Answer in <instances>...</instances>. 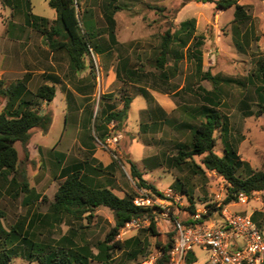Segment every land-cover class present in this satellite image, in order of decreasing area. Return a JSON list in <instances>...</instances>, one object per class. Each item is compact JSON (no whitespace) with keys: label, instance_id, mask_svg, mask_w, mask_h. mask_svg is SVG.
Returning a JSON list of instances; mask_svg holds the SVG:
<instances>
[{"label":"rangeland","instance_id":"1","mask_svg":"<svg viewBox=\"0 0 264 264\" xmlns=\"http://www.w3.org/2000/svg\"><path fill=\"white\" fill-rule=\"evenodd\" d=\"M219 1L73 0L79 20V33L88 41V52L82 58L84 68L74 70L64 51L52 52L54 70L59 75L53 104L46 106L44 102L35 101L32 109L42 110L51 116L53 107V126L47 135L41 137L38 136L41 132L39 129L31 130L33 145L41 147L39 156L29 154L27 146L24 148L15 144L18 152L16 184L10 186L5 174L0 175V228L6 233L11 228H20L22 234L15 240L10 238L3 247L4 236L0 231V251L7 249L11 255L8 264H37L26 259L27 249L22 242L23 237L47 244L51 247L47 250L49 252L56 247L52 242L60 243V239L68 236L69 230L73 228L81 234L75 238V242L79 246H92L91 250L95 253L93 245L102 241L114 226L112 212L103 207L94 209L93 217L88 221L72 220L66 216L55 222L51 218L46 219L51 214L53 195L61 182L57 181L58 175L56 173L54 176V173L58 172L60 166L66 167L77 161L83 165L84 161H88L85 151L75 143L80 140L81 133H85L89 143L90 148L87 149H98L104 153L100 161L107 163V157L114 161V178L110 175L100 176L112 179L109 186L117 197L127 195L133 201L139 199L152 203L143 208L153 209L155 235L149 231V217L136 218L134 225H125L116 237L123 246L114 253L112 264H144L150 260L154 264L161 255L159 246H166L170 242L176 223L188 221L191 215L189 209L213 219H218L224 209L248 216L264 240V192L254 193L243 204L237 203V195L224 205L228 186L217 173L204 170L201 164L203 156L193 157L179 168H173L168 162L176 154L173 139L190 143L186 130H175L167 124H161L160 129L141 127L147 125V117L140 112L146 105V100L138 94L140 88L167 95L178 107L171 117L196 125L202 119L198 110L203 105L197 98V87H216L220 98L218 113L228 120L229 142L238 150L239 158L247 162L253 171H264V80L258 71L259 63L264 60V0H234L250 17L243 23L233 21V7L219 9ZM6 4L10 12L4 16L2 9L5 6L0 5L1 22L21 25V36L33 34L30 37L34 42L51 52L46 37L40 32L43 28L49 30L55 20V12L48 6V0H9ZM107 6L110 12L113 11L115 43L108 37V24L104 16ZM114 7L117 10L114 11ZM29 12L36 17L46 18L48 24L43 28L24 25ZM192 19L195 21V39H190L181 48L177 43L178 39L185 37L187 26L184 23ZM165 33L172 36V41L164 68L159 71L155 61ZM40 38L42 40L38 42ZM202 54L205 70L210 78L213 76L212 81L200 82V74L195 70L202 61ZM45 55L36 51L37 58L43 59ZM26 60L25 67L31 69ZM123 62L126 69L134 73L133 77L121 70ZM41 63L35 66V70L43 67ZM46 75L43 74L41 78L36 75L33 85L27 86L29 90L35 92L41 80L46 81ZM186 87L188 91H185ZM74 93L85 98H75ZM128 99L131 108L129 112L126 110L124 123L104 125L106 115L112 110L114 113L122 111L123 103ZM66 104L70 111L64 119L59 114ZM80 110H83L82 116L84 110L91 115V125H85L80 134L74 135L77 130L74 123L78 122L76 119ZM190 111L191 115L188 113ZM259 111L262 113L257 117ZM72 112L76 113L75 119H72ZM62 128V141L54 147L61 153V158H55L44 150L48 148L52 152ZM214 137L218 142L214 153L220 156L223 148L219 144L218 131L214 132ZM143 145L147 157L143 164L147 170L140 169L144 171L142 179L161 196L139 187L138 181L131 176L130 155L134 163L144 167L141 162ZM91 163L96 166L97 161L92 160ZM113 169L104 172L111 173ZM40 173L49 176V184L44 185L42 192H38L35 185L32 189L30 183ZM105 178H100L94 185L106 187ZM23 182L28 186L27 193L21 192L19 184ZM16 193L18 195L15 196ZM137 251V256L132 258L131 255ZM191 258V262L185 261L183 264H207V254L199 248H193Z\"/></svg>","mask_w":264,"mask_h":264},{"label":"trees","instance_id":"2","mask_svg":"<svg viewBox=\"0 0 264 264\" xmlns=\"http://www.w3.org/2000/svg\"><path fill=\"white\" fill-rule=\"evenodd\" d=\"M48 6L55 12V20L49 30L43 28L44 25L48 24L47 19L36 17L30 12L26 14V24L35 28H40L41 26L43 30L40 32L46 37L48 49L51 52L64 51L74 70H82L84 68L82 58L88 52V41L79 33V20L73 0H48ZM217 7L222 10L233 7V21L235 23H243L248 19L242 6L238 5L234 0H221L217 3ZM104 9L105 20L108 24V37L113 41V11L110 12L108 6ZM113 9L115 11L117 7ZM194 24L195 21L193 19L184 23V26H187L185 37L178 39L177 43L181 48H184L190 39H195ZM57 38L60 40H57ZM171 41L172 36L165 33L159 56L155 61L159 71L164 68L166 57L170 52L169 45ZM196 68L201 80L212 81L213 78H210L208 73H201V63ZM258 71L264 80V60L259 63ZM126 73L130 77L134 76L133 72ZM29 76H23L21 79L16 80L13 85L3 90L2 82H0V94L7 98V103L0 113V175L3 176L5 174V178L11 175L8 182L10 186L16 184L15 171L18 164V152L14 147L15 144L18 143L25 148L30 141L31 130L39 129L45 134L51 124L50 115L43 113L42 110H33L32 106L35 101H41L45 104L51 103L55 96V88L54 86L41 85L35 92H32L27 88ZM139 92L145 99H150L145 90H140ZM196 95L199 96L200 101L203 103L200 111L204 122L193 129L189 145L179 147L176 154L168 162L171 163L173 168H179L187 164V161H191L193 157L203 156L201 164L204 170L217 173L228 186V196L223 203L224 205H227L233 198L235 199L234 196L241 193L246 197H250L254 193L264 192V171H253L247 163L240 160L232 145L225 141L223 142L222 156H217L214 153L216 146L214 132H220L219 135L222 139L225 134L223 120L218 113L220 98L216 87H213L211 91H206L198 86ZM129 101L130 99L123 103L122 111L107 114L104 125H109L110 123L120 125L126 118ZM15 103L16 106H14ZM261 113L262 111H259L256 116H260ZM129 164L131 176L138 181L139 187H145L157 196H161L154 187L145 183L142 179V174L136 166L131 162ZM86 166H88V163L85 161L83 165L77 163L62 173L61 182L58 184L53 195V202L50 205L51 214L46 219L51 218L55 222L66 216L72 220L88 221V219L93 217L92 212L94 209L103 207L112 212L114 226L102 241H97L93 245L95 253L91 250L92 246L87 244L79 246L75 242V238L80 237L81 234L73 228L69 230L68 236L60 239V243L55 244L52 242L56 247L49 252L47 250L51 247L47 246V244L44 245L23 237L22 242L26 246L25 249H27L26 259L37 264H112L114 253L121 250L123 246V243L116 239L119 231L131 220L144 216L150 218L149 231L152 235H155L153 209L137 207L134 205L131 196L124 195L123 198H119L112 192V189L95 186L93 180L83 174ZM112 166L113 163L101 169L102 167L96 164L95 168L98 171H108L114 168ZM195 166L202 170L199 166ZM19 185L21 192H28V186L25 182ZM189 211L191 212L190 214L194 212L192 209H189ZM186 223L187 221L184 222V224ZM18 229L11 228L6 233L0 228L4 236L2 240L3 247L9 242L10 238L15 240L21 237L20 228ZM174 237L175 233H173L170 242L166 246H159L161 255L154 264H169V251L174 242ZM138 253L139 251L135 252L131 257L135 258ZM188 256L186 261L191 262L193 259ZM10 258L11 255L8 254L7 249L3 248L0 251V264H8Z\"/></svg>","mask_w":264,"mask_h":264},{"label":"crops","instance_id":"3","mask_svg":"<svg viewBox=\"0 0 264 264\" xmlns=\"http://www.w3.org/2000/svg\"><path fill=\"white\" fill-rule=\"evenodd\" d=\"M6 3H9V0H0V5L5 6V5H7ZM6 7L7 6H5V9H2V13L4 16L8 14L7 12H10V11H8V8H6ZM247 16H249V15L247 14ZM40 18H43V17H40ZM252 18H254V16ZM249 19H250V17H248V20ZM1 21H2V19L0 18V25H1V30H2L0 32V82H2V85H3L2 90L7 88L12 83H14L17 79H21L25 74L30 75L29 80H28V84H27V86L30 87V85H33L32 82L34 81V77H36V75H39V77L41 78L42 75L46 73L47 75L44 77L46 79V81L43 80V82H42V80H41V83L36 86V89L41 85L54 86L55 94H56L57 83L59 82V81H57L58 80L57 78L59 75L54 70V63H53V59H52L53 53L49 52L45 46L44 47L41 46L40 43L37 44L36 41L34 42V40L30 37L33 34L28 33L26 35L21 36L22 35L21 32H22V28H23L21 25H16L17 23H15V22H11L9 24L8 22L2 23ZM24 25H26L25 20H24ZM41 40L42 39L40 38L38 40V42H41ZM113 43H115V37H114ZM37 50L46 54L43 59L37 58V56H36ZM25 59H27L26 62L28 64V66L31 65V69H27V67H25ZM201 60L202 61H201V70L200 71H201V73H207V71L205 70L206 65L204 62L203 54H202ZM40 62H42L41 65L43 64V67L37 71V70H35L36 69L35 66H38V64ZM209 66H211V65H209ZM121 70H124L125 72H129L126 69L125 62L122 63ZM195 70H196V68H195ZM195 74H196V72H195ZM115 76H117L116 73H115ZM212 78H213V76H212ZM200 79H201V77L199 76V80ZM202 81L203 80H200V82H202ZM29 87H27V88L29 89ZM138 88H140V87H138ZM202 88L205 89L204 87H202ZM140 89L145 90L150 97V99L147 100L142 96L146 100V105L143 108V110L140 112L146 114L147 125H143L141 127L144 129L147 128L148 130H151L152 128H159L160 129L161 124H167L168 126H171L172 129H175V130H182V131L186 130L188 132V137H190V140H191V135L193 133V129L196 126H198L200 123L204 122V118L201 115V111H200L201 108H199L198 114L200 113V115L202 116V119L200 120V122L198 124L194 125L192 123L187 122L186 120L177 121L178 120L177 118L171 117L172 114L178 109L175 102L171 98H169L167 95H161L157 92L146 90L144 88H140ZM205 90L211 91L212 88L211 89H205ZM185 91H188V87L185 88ZM74 94H75V98H85V97H83L77 93H74ZM138 94L141 96L140 92H138ZM197 98L199 99V97H197ZM63 100H65V99H63ZM199 101H200V99H199ZM6 103H7V98L0 94V113L2 112ZM51 103L53 104V102H51ZM49 104L46 103V106ZM130 108L131 107L128 105V107H127L128 112L130 111ZM53 109L54 108L52 107V109H51V124L48 128V131L45 134L40 132L38 135L39 137L47 135L49 133L50 129L52 128L53 123H54V121H53L54 115H55L53 113V111H54ZM69 111H70L69 107L66 104V108H62L59 115L65 119V114L69 113ZM84 111H85V113L83 114V116L81 115L83 110L79 111L80 113L78 115V119H76L78 122H77V124H76V121L74 123L75 126L77 125V128H76L77 130L75 131L74 135L80 134V131H83L85 125H87V124H88V126L91 125V115L87 113L88 112L87 110H84ZM73 112H72V115H73L72 119H75L74 115H76V113H73ZM111 112H114V111L112 110ZM188 113H189V115L192 114L191 111ZM84 115H85V117H84ZM221 117H222L223 125L225 128V132H224L225 134H224L223 139L219 135V137H220L219 144L223 148V142H225V141L229 145H232V144L229 142V139H228L229 134H230L229 133V127H228V120H227V118H225L223 116H221ZM81 120H82V123H81ZM125 120H126V118H125ZM124 121H123V123H124ZM110 124H114V123H110ZM62 136H63V128H62V131H61L59 137L57 138L55 144L53 145L52 152L49 151L48 148L45 149L44 151L48 152V154L52 155L55 158L57 156L61 158V153H58L55 150V148L62 141ZM79 138L81 141L78 139L77 141H75V143L78 145V148H81L83 151H85L86 159H88V161L87 160L85 161L88 163V166H86L84 168L83 174L87 175L91 180H93V183L98 181L102 177H106L104 179V182L108 184L106 187L109 189H112L109 186L112 179H107V176H100V175H110L111 177H113L112 173L114 172L116 167H114V169L111 171V173H107L104 171L96 170L95 165H93L91 162H92V160L93 161L96 160L97 164H99L102 167L101 169H103V168L109 166L110 164H112L114 161L113 160L111 161L109 159V157H107L108 162L103 163L102 161H100L102 159V156L104 155V153L102 151H100L98 149H96V150L87 149L88 147L90 148V146H89V143H87V141H86L85 133H81ZM104 138H106L105 135H104ZM32 142H33V139H32V135H31L29 144L27 145V150H28L29 154H31V155L39 156V153H41V147H39L37 145L36 146L33 145ZM172 142L175 143L176 151L182 145H189V143L181 142L180 139H175V140L173 139ZM216 145L218 146V142H216ZM235 150H236L237 155H239L237 152L238 150L236 148H235ZM221 153L223 154V149H222ZM220 156H222V155H220ZM127 158H128V156H127ZM131 158H132V156L130 155V157H129L130 162L133 163L135 166H137L139 172L140 173L142 172L141 174H143L144 171H140V169L141 170H143V169L147 170L145 164H143V162L145 160H147V157L145 156V146L143 145V156H142V160H141L144 167H142V168L139 167V165L134 163ZM148 158H150V157H148ZM241 161H243V160H241ZM246 161H248V160L246 159ZM77 162H79V161H77ZM243 162H245V161H243ZM76 163L70 164L66 167L60 166V169L58 170V172L54 173V176L56 175V173L58 175L57 181H61L59 179L62 176V173L65 170L67 171L68 169H70ZM245 163H247V162H245ZM248 166L250 167L249 164H248ZM103 172H104V174H103ZM28 177L29 176L27 175V178ZM10 178H11V175L6 177L7 180H10ZM48 178H49L48 174L43 175L42 173H40L38 175L37 179H35V180L33 179L30 181V183L33 186L31 188L33 189L34 185H35V187H37L35 189L38 192L43 190L44 185L49 184ZM50 184L52 185L53 181ZM42 194L45 195V192H43ZM189 256L191 257V254Z\"/></svg>","mask_w":264,"mask_h":264},{"label":"built area","instance_id":"4","mask_svg":"<svg viewBox=\"0 0 264 264\" xmlns=\"http://www.w3.org/2000/svg\"><path fill=\"white\" fill-rule=\"evenodd\" d=\"M246 200L244 194H238L237 203L243 204ZM133 203L137 207L152 204L139 199ZM135 223L133 219L125 225ZM174 231L169 264H183L193 248L207 254V264H264V240L248 216L224 209L218 219H213L195 212L186 224L177 222ZM144 264H153V261Z\"/></svg>","mask_w":264,"mask_h":264}]
</instances>
